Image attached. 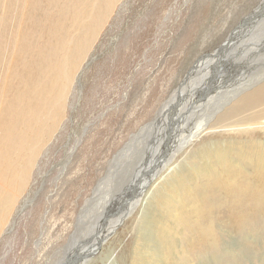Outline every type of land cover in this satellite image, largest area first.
<instances>
[{
  "label": "rangeland",
  "instance_id": "1",
  "mask_svg": "<svg viewBox=\"0 0 264 264\" xmlns=\"http://www.w3.org/2000/svg\"><path fill=\"white\" fill-rule=\"evenodd\" d=\"M62 3L70 15L65 18L62 14L60 22L73 19L79 26L48 45L57 46L61 66H74L70 44L80 26L94 17L102 20L96 22L99 29L91 50L68 80L60 114L53 116L54 106L47 118L33 126L35 135L16 153L18 158L6 162L18 174L24 166L30 168L25 184L19 187L24 185L23 189L13 200L11 216L3 223L0 264H56L61 259L62 264L67 263L63 252L73 234L86 228L79 225V216L85 205L90 206L99 183L107 181L116 155L132 135L157 117L192 71L221 52L220 46L229 37V43L234 44L244 36V49L240 48L242 53L234 49L219 66V72L226 75L213 77L194 98L199 102L197 110L222 92L252 81L248 78L264 69V28L260 29L258 23L250 26L253 18L249 19L264 8V0H114L110 6L107 0ZM48 39L38 36L31 46L39 54V47ZM14 61L15 75L19 76L14 88L20 90L21 72L28 66L16 58ZM7 99L2 98L0 106ZM199 111L194 112L192 122L202 120L204 115ZM175 116L171 121L178 127L180 121ZM186 127L191 129L193 125ZM249 135H243V139H261L264 144V131ZM223 138L236 146V139L228 138L227 133ZM164 157L169 155L162 154L158 159ZM246 162L240 161L251 171ZM230 177L227 172L224 180L206 185L198 214V197L192 201L193 186L185 184L183 192L193 207L187 214L188 223L184 226L176 219V224L170 222L164 230H157L155 223L169 221L170 209L164 204L152 209L144 199L147 186L142 187L138 196L128 200L127 207L135 210H128V218L103 245L95 241L98 252L89 255L85 263L264 264V178L254 177L252 181L231 172ZM8 188L13 192V186L9 184ZM82 262L77 260L75 264Z\"/></svg>",
  "mask_w": 264,
  "mask_h": 264
},
{
  "label": "bare ground",
  "instance_id": "2",
  "mask_svg": "<svg viewBox=\"0 0 264 264\" xmlns=\"http://www.w3.org/2000/svg\"><path fill=\"white\" fill-rule=\"evenodd\" d=\"M107 2L106 4L112 5L114 0ZM62 14L65 18L70 15L62 0H0V101L8 98L0 106V180L3 182L0 184V233L3 223L8 221L15 206L13 200L23 189L24 185L22 189L19 187L25 184L30 168L26 165L18 174L6 162L18 158L16 153H20L35 135L33 126L39 120L47 118L54 106L56 109L53 116L60 114L68 80L72 78L75 67L83 63L84 57L91 50L99 29L96 22L102 20L94 17L86 25L80 26L79 33L70 44L72 57L75 59L74 66H61L60 59H57V46L53 48L48 45L57 41L64 33H69L73 26L76 30L79 26L74 25L76 21L73 19L66 23L60 22ZM257 14L250 26L258 23L260 29H263L264 8ZM38 36L41 40L49 38L47 44L39 47V54L31 46V42ZM242 38H239L240 42L230 43L223 52H218L210 61L207 60L192 71L176 94L161 108L157 117L132 135L129 143L116 155L114 168L109 171L111 173L107 181L99 183L94 198L89 201L90 206L85 205L79 216V225H86V228L81 227L73 234L70 244L63 252L68 257L65 264H75L77 260H83L84 264L89 255L92 256L97 251L93 245L96 240L103 245L110 235L117 233L118 227L128 218L126 214L135 210L127 207L128 200L137 195L142 187L147 186L144 199L147 204L152 205V209L164 204L170 209V215L175 217H171L169 221L164 219L166 222L159 220L155 223L157 230H164L170 222L176 224V219H180L184 226L188 223L187 214L189 208L193 207L188 205V195L183 192L187 186L185 184L193 186L195 194L192 195V201H196L198 197V214L203 208V190L206 185L224 180L225 173L228 172L229 177L230 172L237 173L239 177L248 176L252 181L254 177L264 178L262 140L248 137L243 139V135L264 131V69L254 77L250 74L253 78L248 79L254 81H240L239 86L233 88L235 90L222 92L209 105H203V109L199 107L197 110L199 102L194 100L213 77L226 75L223 71L219 72V66L225 64L234 49H244L245 40ZM14 58L28 66L21 72L20 90L14 88V80L19 78L15 75L14 66L17 65ZM53 58L55 61L52 63ZM196 111L204 115L200 122H192L191 118ZM172 112L178 114L177 117L174 114L171 117ZM174 116L180 121L178 127L172 124ZM205 121L207 122L204 124ZM183 124L193 127L189 129ZM201 125L204 126L200 128ZM224 133L228 134V138L236 139V146L227 144L223 138ZM229 146L230 149L227 148ZM162 154H168L169 158L158 159ZM243 160H248L246 166L251 171L243 168L240 163ZM231 179L235 181L234 178ZM9 184L13 186V192L9 190ZM249 194L252 198L253 190ZM178 205L180 207L177 209ZM88 243L92 244L85 249L84 246ZM63 260L56 264H62Z\"/></svg>",
  "mask_w": 264,
  "mask_h": 264
},
{
  "label": "water",
  "instance_id": "3",
  "mask_svg": "<svg viewBox=\"0 0 264 264\" xmlns=\"http://www.w3.org/2000/svg\"><path fill=\"white\" fill-rule=\"evenodd\" d=\"M258 13V12H257ZM257 13H254V15L253 16H257L258 14ZM253 17L252 16H250V18L249 19H252ZM254 21H255V19H254ZM230 42V37L227 39V41H224L223 42V44L220 46V48H219V50H221V52H223L225 49H227L228 48V46H229V43Z\"/></svg>",
  "mask_w": 264,
  "mask_h": 264
}]
</instances>
